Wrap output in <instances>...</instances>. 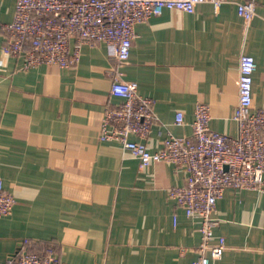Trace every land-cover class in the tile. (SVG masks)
I'll use <instances>...</instances> for the list:
<instances>
[{
    "label": "crops",
    "instance_id": "obj_1",
    "mask_svg": "<svg viewBox=\"0 0 264 264\" xmlns=\"http://www.w3.org/2000/svg\"><path fill=\"white\" fill-rule=\"evenodd\" d=\"M237 1L219 11L209 2L194 12L165 8L136 26L119 70L155 100L150 150L170 133L192 134L198 102L210 105L212 129L238 135L243 53L257 64L253 107L264 105V0L248 25ZM15 3L0 0V180L16 198L0 217V260L27 240L33 250L53 243L69 264H192L200 221L169 197L185 184L186 169L160 160L142 171L120 141L99 139L106 106L122 100L110 95L107 43L84 44L74 67L25 69L2 51ZM178 110L182 124L174 122ZM214 216V239L224 236L226 248L213 264H264L263 192L228 187Z\"/></svg>",
    "mask_w": 264,
    "mask_h": 264
},
{
    "label": "built area",
    "instance_id": "obj_2",
    "mask_svg": "<svg viewBox=\"0 0 264 264\" xmlns=\"http://www.w3.org/2000/svg\"><path fill=\"white\" fill-rule=\"evenodd\" d=\"M230 0H15L12 21L5 24L7 56L22 59L23 68L40 64L74 67L87 43L106 42L113 64L108 69L110 95L121 97L108 104L100 126L99 139H115L139 161L144 171L152 162L166 161L186 169L184 185L169 189L174 200L187 216L200 221L201 239L198 255L192 264H213L226 248L224 236L214 239L218 224L214 212L217 202L228 187L254 189L264 193V105L254 108L253 74L256 60L243 53L239 64V100L234 112L239 133L234 136L210 126V105L198 102L190 135L170 133L156 151L146 139L158 121L155 100L138 91V83L122 77L119 67L128 60L136 26L161 14L165 8L194 12L198 4L209 2L216 11ZM238 13L246 25L256 15V0L237 1ZM176 124L184 123V112L178 110ZM136 135L133 139L131 135ZM16 202L0 180V217L11 213ZM21 246L0 264H69L53 243L43 250Z\"/></svg>",
    "mask_w": 264,
    "mask_h": 264
}]
</instances>
